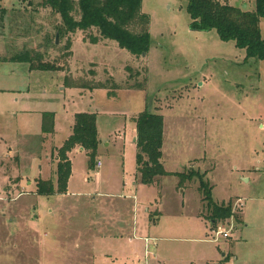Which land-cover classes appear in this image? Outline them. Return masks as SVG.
Instances as JSON below:
<instances>
[{
	"label": "rangeland",
	"instance_id": "rangeland-1",
	"mask_svg": "<svg viewBox=\"0 0 264 264\" xmlns=\"http://www.w3.org/2000/svg\"><path fill=\"white\" fill-rule=\"evenodd\" d=\"M223 1L255 10V0ZM37 2L0 0V191L19 175L56 181V147L78 112L98 115L103 165L90 167L88 153L73 148L66 192L38 196L35 213L24 204L36 200L17 197L15 186L16 198L0 202V264H136L143 241H129L134 232L157 239L165 264H264V58L215 29L191 28L187 0H142L151 44L138 57L115 40L93 43L91 31L57 36L58 16ZM260 29L264 39L263 17ZM24 51L64 70L4 60ZM78 79L106 88L68 86ZM147 108L164 116L169 174L136 184V119ZM192 169L216 204L230 202V218L213 220L198 176L173 174ZM218 225L230 236H216Z\"/></svg>",
	"mask_w": 264,
	"mask_h": 264
},
{
	"label": "trees",
	"instance_id": "trees-1",
	"mask_svg": "<svg viewBox=\"0 0 264 264\" xmlns=\"http://www.w3.org/2000/svg\"><path fill=\"white\" fill-rule=\"evenodd\" d=\"M32 4L35 0H28ZM41 7L49 8L58 16L57 35L63 36L77 31L90 32L91 41L115 40L121 48L134 55L147 54L151 44L149 32L150 18L141 11L142 0H37ZM188 12L192 18L191 28L200 30L215 29L221 39L234 40L236 45L244 48L248 57L264 58V39L261 35L260 19L264 18V0H255V10L245 11L230 5L223 0H187ZM96 30L97 33H93ZM97 34V35H94ZM94 35V36H93ZM56 44V39H54ZM30 51L4 59L6 61L29 63L32 70L61 71L64 65L53 61L38 60ZM1 60V61H4ZM65 76L70 77L71 74ZM72 80L68 86L76 88H95V86L78 83ZM97 88H106L98 83ZM111 94V93H110ZM113 95V94H111ZM137 124V171L145 184L154 183L159 176L169 174L162 162L164 142V116L150 109L143 110L136 119ZM43 131L46 134L54 130V113L44 114ZM80 145L87 150L89 165L94 167L99 145L97 113L83 111L75 114L73 132L59 149L57 165V187L52 179H39L37 192L40 195L52 196L67 190L72 167L68 153ZM181 180L193 179L199 172L191 170L186 173H173ZM200 189H203L204 200L213 212V220L227 219L232 215L228 205H218L211 196V188L202 176Z\"/></svg>",
	"mask_w": 264,
	"mask_h": 264
},
{
	"label": "crops",
	"instance_id": "crops-1",
	"mask_svg": "<svg viewBox=\"0 0 264 264\" xmlns=\"http://www.w3.org/2000/svg\"><path fill=\"white\" fill-rule=\"evenodd\" d=\"M30 70H32V69H30ZM77 89H80V90H82L83 88H77ZM97 121H98V115H97ZM74 125V124H73ZM97 127H98V137H99V126H98V122H97ZM72 132H73V127H72ZM72 132H71V134H72ZM70 134V135H71ZM69 135V136H70ZM69 138V137H68ZM68 138H66V139H68ZM136 140H137V135H136ZM136 140L134 139V142H135V145H136ZM66 141V140H65ZM64 141V142H65ZM64 142H63V144H64ZM62 144V145H63ZM62 145H60V146H57L56 147V149H58L59 150V148H61L62 147ZM76 147V148H75ZM74 147V151L75 150H80V151H86L87 152V150L84 148V147H82V146H80V145H76ZM55 149V150H56ZM54 150V151H55ZM57 150V151H58ZM53 151V150H52ZM72 151L73 150H71L69 153H68V157H69V159H70V161H71V164H72V160H71V153H72ZM55 153V152H54ZM136 153H137V145H136ZM100 159H98L97 161H96V165H97V162L99 161ZM56 161H57V165H58V162H59V157H58V159H56ZM102 162V161H101ZM103 165V163L101 164V166ZM101 166H100V168H101ZM98 167V166H97ZM99 168V167H98ZM57 171V170H56ZM99 173V172H98ZM39 179H46V177H44L43 178V176H40V177H36L35 178V180L34 181H32V180H30L29 178L28 179H26L25 180V178L22 176V175H19V176H16V180H17V182L14 184V185H11L10 183L9 184H6L7 182L6 181H4V182H2V185H3V191H0V202H6V201H9V200H13V199H15L16 197H14V187L15 186H18L19 187V189H20V192L18 193V195H17V197H19V198H21V197H32L33 199H34V201L36 200V203H30L29 202V200H26L25 201V204L24 205H31V204H33V205H31V206H33L34 207V213L35 212H37L38 210H36V208H37V205H38V200H37V198H38V196H41V197H46V198H49L50 196H44V195H40V194H38V192H37V182H38V180ZM47 179H50V178H47ZM56 179V178H55ZM71 179V178H70ZM70 179L68 180V183H69V181H70ZM135 180H136V184H138V183H141V178H140V174L138 173V171H137V164H136V173H135ZM159 181V177L157 178V180L155 181V182H158ZM24 182L28 185V186H34V189L32 190V191H27V189H24V187H23V184H24ZM54 182V181H53ZM154 182V183H155ZM143 183V182H142ZM145 184V183H144ZM54 185H55V187H57V179H56V181L54 182ZM68 187V186H67ZM66 192V191H65ZM56 194H60V193H56ZM56 194H54V195H56ZM53 196V195H52ZM232 201V200H231ZM28 206L26 207V208H28ZM15 211H17V213H15V216L11 219L12 221H15V220H17V218H16V215H17V217H19L20 215H21V208L20 209H17V210H15ZM24 211H27L26 209L24 210ZM5 215H7V214H5ZM40 216V215H39ZM12 217V216H11ZM155 218V217H154ZM13 223V222H12ZM122 226V225H121ZM125 231V230H124ZM109 232H110V230H109ZM123 233H124V235H125V232H123V230H122V232H121V235L123 236ZM126 236H128L129 237V241H134V240H136V241H139V240H142L141 239V236H138V235H136L135 234V232L134 233H129V234H127ZM143 237V236H142ZM105 238H117V235H115V237H113V235L110 233V234H107L106 235V237ZM143 241V240H142ZM143 246H144V244L142 245V250H141V252L138 250V252H136V256H135V260H136V258L139 256V254L141 255V253L143 252ZM141 248V247H140ZM40 249V248H39ZM157 249H158V245H157ZM225 255V254H224ZM161 258H159V256H158V253L156 252V258L153 260V264H165V263H163L161 260H160Z\"/></svg>",
	"mask_w": 264,
	"mask_h": 264
},
{
	"label": "built area",
	"instance_id": "built-area-1",
	"mask_svg": "<svg viewBox=\"0 0 264 264\" xmlns=\"http://www.w3.org/2000/svg\"><path fill=\"white\" fill-rule=\"evenodd\" d=\"M102 162L99 160L97 162V166L100 167ZM216 236H224V238H227L230 236V230L225 229L224 226L218 225L216 229ZM143 240V252L141 255L136 258L137 263L136 264H153V260L156 258V252H157V239L151 238V237H141ZM217 239V237H216Z\"/></svg>",
	"mask_w": 264,
	"mask_h": 264
},
{
	"label": "water",
	"instance_id": "water-1",
	"mask_svg": "<svg viewBox=\"0 0 264 264\" xmlns=\"http://www.w3.org/2000/svg\"><path fill=\"white\" fill-rule=\"evenodd\" d=\"M58 36V35H57ZM56 42L58 43V37H56ZM135 140H136V138H135Z\"/></svg>",
	"mask_w": 264,
	"mask_h": 264
}]
</instances>
